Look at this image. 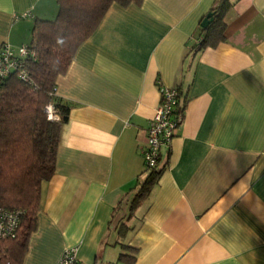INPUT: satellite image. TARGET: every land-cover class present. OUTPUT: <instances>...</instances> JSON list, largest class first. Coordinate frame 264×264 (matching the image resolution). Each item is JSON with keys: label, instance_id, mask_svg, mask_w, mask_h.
Returning a JSON list of instances; mask_svg holds the SVG:
<instances>
[{"label": "crops", "instance_id": "obj_1", "mask_svg": "<svg viewBox=\"0 0 264 264\" xmlns=\"http://www.w3.org/2000/svg\"><path fill=\"white\" fill-rule=\"evenodd\" d=\"M228 1L224 39L198 51L216 0L113 3L78 46L56 78L68 117L20 264H55L70 246L76 264H264V0ZM57 10L0 0V47L28 45ZM159 85L179 89L181 118L131 209Z\"/></svg>", "mask_w": 264, "mask_h": 264}, {"label": "trees", "instance_id": "obj_2", "mask_svg": "<svg viewBox=\"0 0 264 264\" xmlns=\"http://www.w3.org/2000/svg\"><path fill=\"white\" fill-rule=\"evenodd\" d=\"M141 2L57 0L53 19L34 20L28 44L35 52L27 62L29 81L11 75L0 86V207L24 210L16 237L0 247V264H20L28 235L36 224L41 184L54 173L60 129L69 110L56 97V78L67 70L78 46L95 31L113 3L127 6ZM229 5L228 0H216L210 9L214 18L206 27L199 25L193 50L214 46L224 39L223 15ZM48 103L58 115L57 120L47 118L44 108ZM160 159L155 166L145 168L147 174L139 183L131 209L145 200L157 183L164 168ZM124 257L120 254L118 258Z\"/></svg>", "mask_w": 264, "mask_h": 264}, {"label": "built area", "instance_id": "obj_3", "mask_svg": "<svg viewBox=\"0 0 264 264\" xmlns=\"http://www.w3.org/2000/svg\"><path fill=\"white\" fill-rule=\"evenodd\" d=\"M27 17H32L30 11H23L14 15L15 19ZM34 55V50L28 45L12 47L8 43H3L0 47V86L11 75H17L21 80L29 81L27 62ZM158 90L159 101L148 121L146 143L141 149L143 164L146 169L157 164L161 157V148L169 146L181 118L178 88L159 85ZM44 111L50 120L59 118L50 103L45 106ZM23 214L24 210L20 208L0 207V247L4 241L16 237ZM76 253V246L66 247L55 264H76Z\"/></svg>", "mask_w": 264, "mask_h": 264}, {"label": "water", "instance_id": "obj_4", "mask_svg": "<svg viewBox=\"0 0 264 264\" xmlns=\"http://www.w3.org/2000/svg\"><path fill=\"white\" fill-rule=\"evenodd\" d=\"M213 14L214 13L212 11H208L200 21V25L202 27H206L213 20Z\"/></svg>", "mask_w": 264, "mask_h": 264}, {"label": "clouds", "instance_id": "obj_5", "mask_svg": "<svg viewBox=\"0 0 264 264\" xmlns=\"http://www.w3.org/2000/svg\"><path fill=\"white\" fill-rule=\"evenodd\" d=\"M63 41L62 40H58V43H62Z\"/></svg>", "mask_w": 264, "mask_h": 264}]
</instances>
